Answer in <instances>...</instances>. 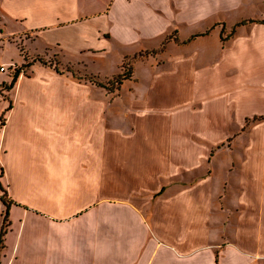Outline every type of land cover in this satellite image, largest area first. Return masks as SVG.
<instances>
[{
  "label": "crops",
  "instance_id": "1",
  "mask_svg": "<svg viewBox=\"0 0 264 264\" xmlns=\"http://www.w3.org/2000/svg\"><path fill=\"white\" fill-rule=\"evenodd\" d=\"M3 1L9 10L5 16L16 4L22 8L18 21L27 22L28 9L39 18L28 31L34 37L48 31L47 26L61 29L97 20L106 23L98 29L99 38L125 43L161 39L158 47L142 51L156 61L175 47L171 63L192 71V83L190 76L178 75L157 84H173L177 100L183 99L181 87L188 88L199 103L191 126L208 135L214 145L211 164L224 175L193 196L182 191L170 197L160 184L153 196L160 206L147 211L137 197L141 185H132L131 176L122 182L127 163L121 161L120 143L107 141L134 132L105 129L103 98L80 96L77 102L86 112L74 115L72 95L39 94L23 75L7 91L3 87L10 81L0 77V182L13 203L0 264H264V0ZM79 9L84 11L80 16ZM6 35L0 30V48ZM94 50L101 51L82 52ZM7 64L0 57V66ZM49 71L54 81L87 87L68 74ZM165 123L171 138L185 124L178 118L171 130ZM170 140L165 169L147 185L165 180L173 154ZM237 150L240 157L234 155ZM228 167H241L242 174L231 175ZM1 196L0 190V231L5 212ZM228 196L236 203H229ZM206 201L208 239L202 244ZM175 207L178 212L172 213ZM216 215H225V223H217ZM221 228L223 236L217 234ZM185 229L195 234L186 238Z\"/></svg>",
  "mask_w": 264,
  "mask_h": 264
},
{
  "label": "rangeland",
  "instance_id": "2",
  "mask_svg": "<svg viewBox=\"0 0 264 264\" xmlns=\"http://www.w3.org/2000/svg\"><path fill=\"white\" fill-rule=\"evenodd\" d=\"M7 9L4 1L0 0V30L7 34L0 48V57L8 63L4 66L6 72L0 73V77L8 79L10 84L14 79V71L19 69L20 75L31 78L32 85L38 86L39 94L72 95L74 115L76 113L84 115L86 112L83 104L77 102L80 96L94 95L99 101L103 98L106 113L105 129L108 131L120 129L124 135L133 132L135 134L130 137L121 134L120 140L109 137L107 141L120 143L121 161L127 163L121 170L122 182L131 176L132 185H141L138 187L137 197L147 211L150 209L152 212L155 207L160 206L156 203L159 197L153 198L160 184L168 189L170 197H176L182 191H188L193 196L194 193L202 192L211 181L217 180L218 176L224 175L223 171L216 172V167L211 164L214 145L209 143L208 135L198 133L191 126L194 110L198 108L199 103H195L190 97L188 88L181 87L180 93L183 99L177 100L176 87L173 84H169L171 87L157 84V82L175 81L178 75L190 76L189 80L185 79L192 83V71L177 70L171 63L176 57L175 47L173 52L169 51V55L159 57L156 61L149 57L150 52L142 51L158 47L161 39H138L125 43L118 38L107 36L99 38L98 29L99 27L105 29L106 23L105 21L97 22V20L61 29L47 26L48 31L37 33V37H34L28 31L38 24L39 18H36V15L28 9L25 17L27 22L22 23L17 17L21 7L14 4L9 7L8 16H5L4 13L9 11ZM24 12L23 9L21 13ZM82 13L84 11L79 9L78 15ZM62 18L69 19V16L68 18L62 16ZM173 36L174 34L168 39H173ZM58 44L60 47L56 46ZM85 48L100 49L104 52L97 53L95 50L82 52ZM39 64L42 67L33 69ZM16 65H18L17 68ZM124 65L126 70L132 67L135 79L124 82L119 89H116L117 87L114 89L111 84L114 78L124 71ZM48 68L59 77L65 74L70 75V78L82 85L86 84V89L78 88L75 84L70 86L69 80L66 84L64 80L50 79L51 73ZM95 82L102 83L105 87H97ZM183 114L186 118L181 117ZM178 118H181L185 124L180 132H171L173 134L171 138L165 122L169 124L171 130H174ZM204 118L207 121L208 112ZM222 134L224 135V132ZM169 140L172 146L170 151L173 150V154L172 160L168 161L167 172L164 174L166 178L157 185V180L147 185L153 174H158L165 169L164 160ZM239 153L240 150H237L234 155ZM228 171L234 176L242 174L241 167H228ZM144 185L147 186L144 187ZM222 195L224 191H220L219 196L222 197ZM229 196L228 202L236 203L235 198ZM217 198L214 201H217ZM194 199L196 204L201 201L199 194L194 195ZM207 205V201L202 205L204 209L201 214L199 232L202 244L207 243L208 239L204 236L208 233ZM216 206L221 205L217 202ZM177 210L178 208L175 207L172 213L178 212ZM218 213H221L220 210ZM151 217L152 215L149 214V220ZM213 217L217 223H225V215ZM221 229L222 231L217 234L223 236L225 231ZM192 233L185 229L186 238L192 237ZM217 240L221 241L219 236Z\"/></svg>",
  "mask_w": 264,
  "mask_h": 264
},
{
  "label": "trees",
  "instance_id": "3",
  "mask_svg": "<svg viewBox=\"0 0 264 264\" xmlns=\"http://www.w3.org/2000/svg\"><path fill=\"white\" fill-rule=\"evenodd\" d=\"M154 53L155 52H152V54H154ZM123 70L124 71L121 74H119L116 78H114V81L111 84V86L114 87V89L116 87H117L116 89H119L123 85V83L125 81L131 80L133 78L134 72H133L132 67L129 70H126V66L124 65L123 66ZM19 76H20L19 69H16L15 72H14L13 81L9 85H5L3 88L5 90H7V91H10L14 87V85L17 82ZM95 85L97 87H100V88H104L105 87L102 83H98V82H95ZM10 108H11V106H10ZM3 120H4L3 117H1L0 118V122H1L0 123V128L4 125V121ZM2 175H3V170L0 167V178L2 177ZM0 190L2 192L1 200H2V202L5 205L3 225H2V228H1V231H0V251H1V248L3 247L4 237H5L6 233H7V229H8V226H9V210H10V207L12 206L13 203L10 200H8L7 192L3 188L1 182H0Z\"/></svg>",
  "mask_w": 264,
  "mask_h": 264
},
{
  "label": "built area",
  "instance_id": "4",
  "mask_svg": "<svg viewBox=\"0 0 264 264\" xmlns=\"http://www.w3.org/2000/svg\"><path fill=\"white\" fill-rule=\"evenodd\" d=\"M4 72H6V68L3 66H0V73H4Z\"/></svg>",
  "mask_w": 264,
  "mask_h": 264
}]
</instances>
